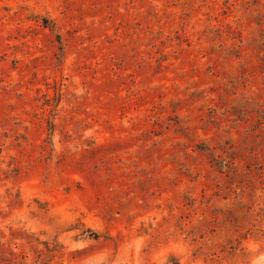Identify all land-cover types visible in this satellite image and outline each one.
<instances>
[{
	"label": "rangeland",
	"instance_id": "obj_1",
	"mask_svg": "<svg viewBox=\"0 0 264 264\" xmlns=\"http://www.w3.org/2000/svg\"><path fill=\"white\" fill-rule=\"evenodd\" d=\"M0 264H264V0H0Z\"/></svg>",
	"mask_w": 264,
	"mask_h": 264
}]
</instances>
